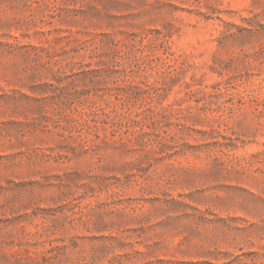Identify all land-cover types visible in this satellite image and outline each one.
Instances as JSON below:
<instances>
[{
    "label": "rangeland",
    "instance_id": "374dc122",
    "mask_svg": "<svg viewBox=\"0 0 264 264\" xmlns=\"http://www.w3.org/2000/svg\"><path fill=\"white\" fill-rule=\"evenodd\" d=\"M0 264H264V0H0Z\"/></svg>",
    "mask_w": 264,
    "mask_h": 264
}]
</instances>
